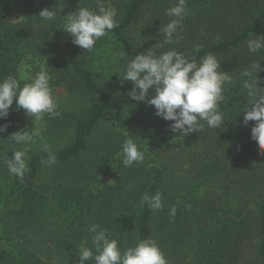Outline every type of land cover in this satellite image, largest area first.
Listing matches in <instances>:
<instances>
[{
  "label": "trees",
  "instance_id": "obj_1",
  "mask_svg": "<svg viewBox=\"0 0 264 264\" xmlns=\"http://www.w3.org/2000/svg\"><path fill=\"white\" fill-rule=\"evenodd\" d=\"M176 2L103 0L117 9L119 27L87 52L63 31L64 17L79 7L98 11L97 0H0V80L12 75L22 87L46 69L59 112L45 115L40 129L57 163L42 164V145H28L24 180L4 164L24 146L7 139L37 125L15 110V100L7 120L0 119V126L9 124L0 133V264H79L81 243L92 247L93 223L122 251L155 240L168 264H264V155L251 140L255 122L243 124L249 98L240 75L259 62L264 88V50L247 48L248 39L264 36V0H186L179 43L164 44L159 30L174 19L165 10ZM46 8L56 11L55 20L38 17ZM17 11L23 17L15 22ZM157 44L163 45L157 54L175 49L197 62L213 53L231 75L219 128L201 121L203 130L181 137L154 107L130 99L132 84L121 85L119 74L127 60ZM128 132L145 153L132 167L117 155ZM157 191L163 208H141V197Z\"/></svg>",
  "mask_w": 264,
  "mask_h": 264
},
{
  "label": "clouds",
  "instance_id": "obj_2",
  "mask_svg": "<svg viewBox=\"0 0 264 264\" xmlns=\"http://www.w3.org/2000/svg\"><path fill=\"white\" fill-rule=\"evenodd\" d=\"M98 11L87 7H79L74 13L68 14L63 25V31L72 38L71 42L87 52L94 49L97 41L108 36L113 29L119 27L116 19L117 9L103 0H97ZM170 19L160 27V34L164 37V44L179 43L177 35L183 18L188 15L186 0H177L176 4L165 10ZM54 9H44L39 13L43 21L56 19ZM175 37V38H174ZM163 47L157 44L145 52L138 53L124 64V70L119 74L121 85L128 81L132 89L128 92L131 100L144 102L154 107L155 115L164 121L172 122L169 130L181 137L203 130L207 127L216 129L224 122V114L220 110L223 101L225 85L232 82L229 73L221 70V63L213 53L200 57L199 61L191 54H184L169 49L157 54L155 49ZM250 53H259L264 50V36H253L247 40ZM200 45L195 51L199 52ZM126 59V53L118 54ZM260 63L255 62L244 69L240 75L245 78L243 88L246 90L247 105L241 110L243 124L247 126L250 121L255 124L251 128V140L256 142L259 155H264V88L258 86L257 73ZM30 82H21L15 76L8 75L0 80V119L7 120L9 110L15 100V110H23L27 117L33 118L38 124L44 116L55 118L59 115L57 102L50 90V76L46 69H42L34 77L28 78ZM150 91L154 93L150 97ZM240 114V115H241ZM239 115V116H240ZM9 124L0 126V133H5ZM7 141L24 146L20 150L14 149L11 158L4 160L9 175L24 180L31 171L28 164L27 146L40 143L47 158L41 163L52 166L57 163V157L50 145L43 140L38 127L21 129L9 135ZM118 157L122 158L124 167L143 163L145 153L140 149L133 136L126 133ZM109 183H115L110 181ZM145 205L156 212L163 208L162 194L157 191L149 195L145 193L140 200V207ZM176 208L171 209L174 216ZM92 247L82 242L78 253L79 264L94 260L95 264H168L164 253L153 239H142L134 247L121 250L119 241L110 238L109 231L93 223L88 228Z\"/></svg>",
  "mask_w": 264,
  "mask_h": 264
},
{
  "label": "rangeland",
  "instance_id": "obj_3",
  "mask_svg": "<svg viewBox=\"0 0 264 264\" xmlns=\"http://www.w3.org/2000/svg\"><path fill=\"white\" fill-rule=\"evenodd\" d=\"M22 17H23V13L21 11H17V12L14 13V21L15 22H17L20 19H22ZM21 74H22V76H24V69L23 68H22ZM36 125L39 128V130H40V129L43 128L44 123H43V121H40ZM104 180L109 183L110 181H114V178L110 177V176H106Z\"/></svg>",
  "mask_w": 264,
  "mask_h": 264
}]
</instances>
